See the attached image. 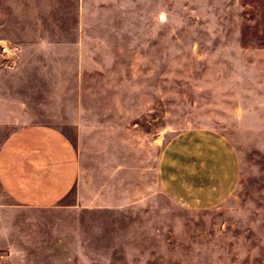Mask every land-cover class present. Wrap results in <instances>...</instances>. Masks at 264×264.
Returning <instances> with one entry per match:
<instances>
[{"label":"rangeland","instance_id":"1","mask_svg":"<svg viewBox=\"0 0 264 264\" xmlns=\"http://www.w3.org/2000/svg\"><path fill=\"white\" fill-rule=\"evenodd\" d=\"M92 1L71 42L132 98L133 158L120 156L103 205L31 210L3 197L0 264H264V0ZM198 129L231 142L240 178L226 200L192 210L164 194L158 164Z\"/></svg>","mask_w":264,"mask_h":264},{"label":"crops","instance_id":"2","mask_svg":"<svg viewBox=\"0 0 264 264\" xmlns=\"http://www.w3.org/2000/svg\"><path fill=\"white\" fill-rule=\"evenodd\" d=\"M87 1L0 0V215L3 197L31 210L108 203L120 156L133 158L132 98L71 42L85 37ZM158 176L176 204L208 209L233 193L240 158L220 132L188 131L164 146Z\"/></svg>","mask_w":264,"mask_h":264}]
</instances>
